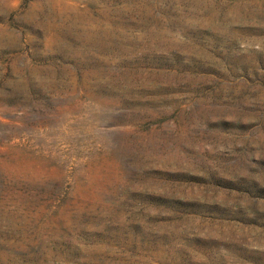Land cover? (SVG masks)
<instances>
[{
  "label": "rangeland",
  "instance_id": "374dc122",
  "mask_svg": "<svg viewBox=\"0 0 264 264\" xmlns=\"http://www.w3.org/2000/svg\"><path fill=\"white\" fill-rule=\"evenodd\" d=\"M0 264H264V0H0Z\"/></svg>",
  "mask_w": 264,
  "mask_h": 264
}]
</instances>
